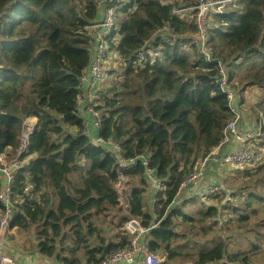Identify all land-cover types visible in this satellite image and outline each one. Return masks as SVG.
Wrapping results in <instances>:
<instances>
[{"label":"trees","instance_id":"trees-1","mask_svg":"<svg viewBox=\"0 0 264 264\" xmlns=\"http://www.w3.org/2000/svg\"><path fill=\"white\" fill-rule=\"evenodd\" d=\"M14 1L0 0V39L9 44L0 48V154L10 158L9 148L18 154L28 116L42 121L20 155L30 159L15 183L16 192L22 193L29 182L38 191L14 222L20 229H37L31 248L56 256L61 264H99L106 240L98 220L112 213L110 230L122 232L126 201L131 216L142 218L145 226L157 214L160 226L148 232V242L169 263L191 264L212 252L223 259L221 264H264V249L259 252L264 243V163L227 179V190H235L230 208L223 204L227 192L208 208L199 199L191 200L187 210L172 206L181 181L198 157L220 144L231 116L228 97L215 81L218 64L201 56L194 36L186 35L198 31V0H131L122 6L109 1L107 8L118 6V14L128 17L118 18L113 34L121 39L110 46L120 59H110L108 83L96 86L99 120L80 82L96 42L87 26L101 22L100 0H18L12 6ZM209 46L226 66L232 87L253 90L259 99L253 109L264 113V0H235L226 13L216 15ZM147 48L159 53L155 62L137 61L133 52ZM247 63L250 69L236 79ZM110 140L121 142L127 160L141 153L149 157V168L163 185L158 193L148 167L139 161L127 169L110 153ZM121 178L132 188L123 200L116 189ZM156 194L158 212L151 204ZM218 227L237 233L231 246L214 237ZM122 242L128 243L124 235ZM118 247L110 245L107 252Z\"/></svg>","mask_w":264,"mask_h":264},{"label":"built area","instance_id":"built-area-1","mask_svg":"<svg viewBox=\"0 0 264 264\" xmlns=\"http://www.w3.org/2000/svg\"><path fill=\"white\" fill-rule=\"evenodd\" d=\"M106 1L107 0H100L102 7ZM234 1L235 0H198L194 9L196 10L197 29L201 31L202 37L196 38L195 42L193 41L197 47H203L206 40L209 44V32L215 22L214 19L210 25V13L215 12L217 13L216 15L224 14ZM117 2L119 3V6H122L124 3L123 0H117ZM117 10L118 6L106 8L104 18L100 23L87 26L88 31L94 34L96 42L91 57L89 78L87 80L83 75L80 84L82 88H87L89 97L88 106L90 110L91 105H98L100 103V96L96 92V86L98 84H103L106 79V68L103 60L105 54L111 50L110 46L113 38V30L116 28L118 23ZM182 11L184 10H176V13H180ZM165 29L167 31H171L169 26H166ZM176 39L177 36H173V40ZM194 39L195 37L193 40ZM207 49L209 50V48ZM148 50L149 48L133 52L135 59L142 62L151 58ZM213 59L214 60L211 62L207 61L218 64L220 72L215 81L228 97V107L231 112V116L223 130V136L220 144L214 146L205 156L198 157L191 168L192 170L181 181L178 194L172 201V206L182 205L180 196L187 190V188L200 184L202 179L207 175L209 162H218L223 166H230L238 171L255 170L264 163V149L261 146V141L264 138V113L260 111L259 124H257L254 128H244L243 122L245 113L239 91L232 87L226 66L220 60L215 59L214 56ZM109 61L110 59L106 61V64H108ZM96 107L95 110H97ZM96 118L99 120L101 117L98 118L96 116ZM32 127L34 129L30 132L28 140L23 143L20 139L21 144L19 152L16 155L17 159L7 160L0 154V164L4 161L3 174L6 178L4 185L0 189V264H60L50 262L45 259L23 262L19 258H31L23 255L21 252H15L19 258L5 252L7 239L12 231V221L14 216L22 209L24 204L32 202L38 197L36 184L29 182L22 190V193H17L15 191L14 183L17 173L27 166L28 160L30 159V157L20 159V155L27 146L30 135L33 134L38 126L32 124ZM226 145H234L235 148L229 153L222 154L223 148ZM108 148L110 153L118 161L126 165L127 169L134 168L139 161H142L143 164L148 167L147 175L151 185L155 189L161 187V181L157 178L155 170L149 168V157L146 154L141 153L136 155L134 158L127 160L123 154L122 144L117 140H110L108 142ZM221 154L222 156L220 158L219 156ZM222 194L223 186L221 184L210 183L197 194V197L208 200L221 196ZM23 197L26 198L25 201H23ZM128 216L129 219L126 222L125 229L130 232H135L129 237V243L126 246L113 250L109 255L103 258L99 264H163V260L167 257L153 251L148 241L143 240L144 234L160 226L159 218L158 220L156 219L150 226H144L142 218L131 216L130 212H128ZM202 254L207 253L205 252ZM216 261V264H221V259H216ZM82 264L87 263L83 262ZM191 264L211 263H207L206 261H195Z\"/></svg>","mask_w":264,"mask_h":264},{"label":"crops","instance_id":"crops-1","mask_svg":"<svg viewBox=\"0 0 264 264\" xmlns=\"http://www.w3.org/2000/svg\"><path fill=\"white\" fill-rule=\"evenodd\" d=\"M109 0H107L104 4H103V13L101 16V21L104 18L105 15V10L107 8V4ZM131 0H123V2H130ZM136 8V4L134 5V7L132 8V11ZM182 13V12H180ZM128 17L127 13H122L118 15V18L121 20H124ZM121 37L120 35L114 34L113 36V41L115 43H118L120 41ZM112 52V57H114V54L116 53V49H111ZM89 71H90V67H88V69L85 71L84 76L85 78L88 80L89 78ZM109 80V76L106 77L105 81L103 82V85H105L106 83H108ZM239 91V95L242 101V106L244 109V122H243V126L246 129H252L254 128L257 124H259V113L260 111H254L253 109V104H251L252 99L248 100V92H241ZM82 100V99H81ZM30 122L31 124L34 125H42V121L38 118H30ZM93 124V123H92ZM235 148L234 145H226L223 148V152L224 153H229L230 151H232ZM11 150V148H9ZM8 149V152H9ZM11 154H12V150H11ZM222 154L219 156L221 158ZM9 155V153H8ZM201 157V156H200ZM9 159V157H7ZM237 170L233 169L230 166H223L221 164H219L218 162H209L208 167H207V175L202 179V181L200 182V184H198L197 186H191L189 188H187V190L180 196L181 202L183 206L185 207V210H187L188 206H189V202L193 199H199L201 201H206L208 202L209 200H216L215 198L213 199H208V200H204L201 198L197 197V194L207 185L210 183H216V184H221L223 186V194L225 192H227V177L228 176H234L237 175ZM0 178L3 182V184L5 183V176L0 174ZM123 181L124 179L121 180L120 185L117 187L118 190V194L120 197V200H123L125 196H130L131 195V185L130 186H126L123 185ZM159 191V190H158ZM158 193V192H157ZM157 195H155L152 199H151V204H152V211L154 212H158V208L160 207V205H157ZM123 208H122V212L120 213V215H124L127 217L128 212L130 211V205L128 202L123 201L122 203ZM210 206V205H209ZM53 209L56 208V204L55 202H53ZM23 213V209L18 212L13 219V225H12V231L10 236L7 239L6 242V247H5V252L9 255H12L16 258H19L15 252H21L23 255L30 257L31 259H26V258H19L21 259L23 262H29L31 260H38V259H45L47 261L50 262H56V263H60L57 259L56 256H49L43 253H40L38 251V249L35 247L34 249L31 248L32 245H36V241H33V243L27 247V248H22L26 245V242H21L20 240H17V238L20 236V234L23 235H28L30 237V241H32V237L35 236V233L37 232V229L34 226H28L27 231H23L22 229L18 228L14 222L16 221V219ZM112 213L105 215V216H101L98 220V231L100 236H102L105 240H106V244H108L109 242H112L111 245H119L123 246V242L121 239L122 236V232H118V231H114V230H110V225L113 222V218H112ZM155 218H157V214L154 213ZM235 234H237L236 232H234ZM237 237V235H236ZM236 239V238H235ZM235 239L232 240L231 243H227V246H231L234 242ZM143 240L144 241H148L149 240V235L148 233L143 235ZM18 244H21L22 247H20ZM96 244L98 246H102L103 244L99 243V241H96ZM216 257L213 255L212 252H208L207 254H200L199 258H197L196 261L198 262H204L206 261L207 263H211V264H216ZM223 259H221V263H222ZM61 264V263H60Z\"/></svg>","mask_w":264,"mask_h":264},{"label":"rangeland","instance_id":"rangeland-1","mask_svg":"<svg viewBox=\"0 0 264 264\" xmlns=\"http://www.w3.org/2000/svg\"><path fill=\"white\" fill-rule=\"evenodd\" d=\"M18 3V0H15L13 3H12V6H15L16 4ZM216 14L217 13H215V12H211L210 13V15H209V20H210V25L212 24V22H213V20L216 18ZM198 28V27H197ZM186 35H188V36H194L195 37V39L193 40L194 42L196 41V38H199V37H202V33H201V31L198 29V31L196 32V33H190V32H188V33H186ZM207 48H209V50L207 49ZM198 51H199V53H200V55L202 56H204L205 58H206V60H208V61H213L214 59H213V55H212V53H211V51H210V46H209V44L207 43V40H206V43H205V45L203 46V47H198ZM148 52H149V54L151 55V61L152 62H155V60H156V58H157V56L159 55V53L158 52H155V51H153L152 49H149L148 50ZM111 56H112V52H111V50H109L106 54H105V56H104V60H103V62H104V66H105V68H109V67H111V64H106V61L107 60H109V59H111ZM114 57H117L118 59H120V56H119V54H118V52L116 51V53L114 54ZM250 66H251V63H247L242 69H240L239 71H237V78L236 79H238V77L240 76V75H242L244 72H246V71H248L249 69H250ZM109 71V70H108ZM249 99H252V101H251V104H253V105H255L258 101H259V99L257 98V94L253 91V90H249L248 91V100ZM102 104H101V102L98 104V105H91V110H92V112H93V114H95L98 118H100L101 117V115H102V112H99V111H97V110H95V107L96 106H101ZM25 124H26V126H25V128H24V130H23V132L21 133V135H20V139L22 140V142L23 143H25L27 140H28V136H29V134H30V132L31 131H33V127H32V124H31V122H30V117L28 116L26 119H25ZM9 155H10V158L11 159H17V157L16 156H14L15 155V153L14 154H11V150L9 149ZM6 156L3 154V158H5ZM256 170V169H255ZM254 171V170H253ZM239 172H241V171H238V173ZM235 176H237V175H234V176H228L227 177V179H229V178H234ZM247 178H249L248 176L247 177H243L241 180H240V183H242L245 179H247ZM118 185H120V182L117 184V186ZM123 185H126V186H130V182L127 180V179H124V181H123ZM251 190V188H249V191ZM235 190H227V195H228V197L223 201V204H228V207L227 208H230L231 206H232V202H231V200H229V195L231 194V193H233ZM53 194V193H52ZM256 204H258V203H256ZM209 205H216V202L214 201V200H209L207 203H206V205H205V208H208L209 207ZM264 211V210H263ZM229 214H228V212L226 211V216H228ZM196 220H199V218H196ZM209 224H205V226L208 228L209 226H208ZM28 228V227H27ZM27 228H25V227H23L22 228V230L23 231H27ZM201 236V235H200ZM214 237H219V238H221V239H223V240H225L226 242H229V243H231L232 242V240H234L235 238H236V234L235 233H224V232H222L221 231V229L218 227V229L216 230V234L214 235ZM17 240H20L21 242H26V245L24 246V247H22V245L21 244H18L20 247H22V248H27V247H29L32 243H33V240L32 241H30V237L28 236V235H23V234H20V236L17 238ZM264 249V243H263V245H262V248L260 249V251L259 252H261L262 250ZM199 258V257H198ZM163 264H180L179 262L178 263H169L168 262V260H167V258H165L164 260H163Z\"/></svg>","mask_w":264,"mask_h":264},{"label":"clouds","instance_id":"clouds-1","mask_svg":"<svg viewBox=\"0 0 264 264\" xmlns=\"http://www.w3.org/2000/svg\"><path fill=\"white\" fill-rule=\"evenodd\" d=\"M118 12H117V22H118ZM117 26H118V23H117ZM117 26H116V28H117ZM114 31V30H113ZM114 36V34H112V37ZM112 41H113V38H112ZM9 47V44H6V43H3L2 42V40L0 39V48H3V49H6V48H8ZM39 119V118H38ZM38 127L40 126L41 127V125H37ZM37 127V128H38ZM1 155H3V154H1ZM7 160H10L11 158H7V157H5ZM3 164H4V161H3V163H1L0 164V174L1 175H4L3 174ZM23 170V169H22ZM21 171V170H20ZM19 171V172H20ZM19 172L17 173V175L19 174ZM1 179V178H0ZM16 179H17V176H16ZM16 179H15V182L14 183H16ZM122 179H126V178H121V180ZM121 180L119 181L120 183H121ZM5 181H6V178H5ZM4 185V184H3ZM131 185V184H130ZM119 186V185H118ZM117 185H116V189H117V187H118ZM163 187V185H162V183H161V187L160 188H162ZM160 188H158V189H155L156 190V193L158 192V190L160 189ZM117 192H118V190H117ZM17 193H20V192H17ZM157 195V194H156ZM24 205H26V204H24ZM22 209H23V207H22ZM21 209V210H22ZM20 210V211H21ZM19 211V212H20ZM130 214H131V208H130ZM134 217H136V216H134ZM126 218H128L129 219V216L127 215V217ZM14 219V218H13ZM157 218H155V220H156ZM128 221V220H127ZM126 221V222H127ZM12 225H13V221H12ZM125 225H126V223H125ZM125 225H124V227H123V231H122V236L124 235V236H126L127 237V241H128V243H129V237L130 236H132L135 232H130V231H128V230H126L125 229ZM144 225V224H143ZM145 226V225H144ZM122 236H121V239H122ZM112 243V242H111ZM127 243V244H128ZM149 243V242H148ZM127 244H123V246H126ZM114 245V244H113ZM120 247H122V246H120ZM119 248V247H118ZM117 249V248H116ZM115 250V249H114ZM113 250H111L110 252H107V254L103 257L102 256V258H101V260L103 259V258H105L107 255H109L111 252H112ZM101 262V261H100Z\"/></svg>","mask_w":264,"mask_h":264},{"label":"water","instance_id":"water-1","mask_svg":"<svg viewBox=\"0 0 264 264\" xmlns=\"http://www.w3.org/2000/svg\"><path fill=\"white\" fill-rule=\"evenodd\" d=\"M255 49H257V48H253V49H251V50H248V51L246 52V55H248L249 53H251V52H252L253 50H255ZM38 128H40V126H39ZM38 128H36L35 130H37ZM110 245H111V242H109V243L106 244L105 246H102V248L104 249V252H103V254H102L103 257L107 254V250H108V248L110 247Z\"/></svg>","mask_w":264,"mask_h":264}]
</instances>
